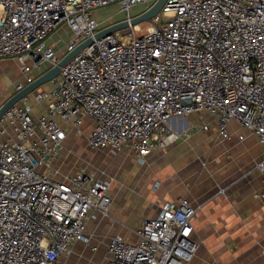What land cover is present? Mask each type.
<instances>
[{
	"label": "built area",
	"instance_id": "2783aa9c",
	"mask_svg": "<svg viewBox=\"0 0 264 264\" xmlns=\"http://www.w3.org/2000/svg\"><path fill=\"white\" fill-rule=\"evenodd\" d=\"M155 1L0 0V59L15 58L20 69L14 91L93 37L102 28L95 10L118 2L129 20ZM135 4L144 7L131 14ZM146 23L141 33L135 24L94 39L61 66L51 88L23 95L0 117V264H62L76 241L89 244L87 223L112 203L111 177L51 172L73 153L65 142L87 121V147L133 150L138 159L189 136L195 127L175 128V118L205 112L226 139L235 122L261 146L256 195L264 202V0H164ZM62 25L68 40L59 55V39L47 38ZM31 99L42 113L35 115ZM197 208L186 197L162 202L135 238L109 237L102 264L190 261Z\"/></svg>",
	"mask_w": 264,
	"mask_h": 264
},
{
	"label": "crops",
	"instance_id": "0c3cea01",
	"mask_svg": "<svg viewBox=\"0 0 264 264\" xmlns=\"http://www.w3.org/2000/svg\"><path fill=\"white\" fill-rule=\"evenodd\" d=\"M49 37L47 43L51 44ZM9 62L16 64V82L20 69L15 58L0 59V67ZM13 85L14 81L12 90L1 91L0 104L15 93ZM41 107L34 106L35 115L42 113ZM202 115L207 116L193 112L173 119L175 128H195L188 131L189 136L154 148L144 158L138 159L133 150L120 153L107 214L87 223L89 244L76 241L62 264H102L112 234L135 238L144 218L156 215L162 202L180 197L198 207L189 230L198 246L191 260L183 264H262L264 202L256 195L261 175L255 168L261 146L255 134L235 122L230 124L231 137L227 139L217 134L214 121L209 130H201ZM83 128H89V121ZM68 155L64 152L56 161Z\"/></svg>",
	"mask_w": 264,
	"mask_h": 264
},
{
	"label": "rangeland",
	"instance_id": "374dc122",
	"mask_svg": "<svg viewBox=\"0 0 264 264\" xmlns=\"http://www.w3.org/2000/svg\"><path fill=\"white\" fill-rule=\"evenodd\" d=\"M143 7V4H135L131 7L130 13H137L139 10L143 9ZM94 17L100 23V27L103 28L109 24L126 19V12L121 9V6L118 2H114L95 10ZM138 24L139 27H137L136 29L137 33L145 31L148 26L146 22H140ZM49 38H51L49 41L53 42V44L55 40L59 39V42L54 45L58 49V54L62 55L64 46L66 44V41L68 40V32L66 27L62 25L57 30H55L52 33V36ZM0 71L2 74V77L0 78V93L2 90V93H6L7 91L12 90V82L14 81L15 83L16 77L14 76H17L15 62H9L1 66ZM49 84H51L49 81L45 82L34 90L37 91L41 89H48ZM32 94L33 92L29 94L30 97L32 96ZM32 100L33 99H31L30 102L35 106ZM204 117L205 115H202L199 118L204 119ZM209 120L211 121V123L213 122L212 119ZM201 122L198 124L199 126ZM194 126H197V124H195ZM88 132L89 128H82L80 132L72 133L70 137H68L65 143L66 146L72 149L73 153L58 161H54V163L52 164L51 172L55 173L56 176H63L65 174L75 172L79 169H86L104 177H111V179L117 176L118 170L120 169L118 166L120 161V154L112 155L106 149H91L87 147L86 141Z\"/></svg>",
	"mask_w": 264,
	"mask_h": 264
},
{
	"label": "water",
	"instance_id": "95a60500",
	"mask_svg": "<svg viewBox=\"0 0 264 264\" xmlns=\"http://www.w3.org/2000/svg\"><path fill=\"white\" fill-rule=\"evenodd\" d=\"M163 2H164V0H156L154 2V4L149 9H147V10H145L139 14L133 15L129 20L123 19V20L117 21L115 23L109 24V25L101 28L100 30H98L94 34L93 37H89V38L85 39L80 44L75 46L72 50L66 52L55 65L51 66L49 69H47L46 71H44L43 73L38 75L30 84L25 86L20 91L15 92L7 100H5L0 105V117L6 111V109L8 107H10L13 103L18 101L20 99V97L31 92L32 90H34L35 88H37L38 86H40L41 84H43L45 82L55 80L57 75L60 72L61 66L64 65V63L70 57H72L74 54L78 53L83 47L92 43L94 41V39L100 38L104 35L111 33L112 31L124 28L126 26L135 25V24H138L140 22H146V21L151 20L152 17L157 15V13L160 10Z\"/></svg>",
	"mask_w": 264,
	"mask_h": 264
}]
</instances>
